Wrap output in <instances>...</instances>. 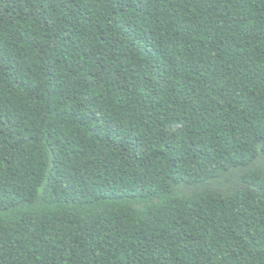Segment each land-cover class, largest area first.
Returning <instances> with one entry per match:
<instances>
[{
	"label": "trees",
	"instance_id": "obj_1",
	"mask_svg": "<svg viewBox=\"0 0 264 264\" xmlns=\"http://www.w3.org/2000/svg\"><path fill=\"white\" fill-rule=\"evenodd\" d=\"M0 264H264V0H0Z\"/></svg>",
	"mask_w": 264,
	"mask_h": 264
}]
</instances>
